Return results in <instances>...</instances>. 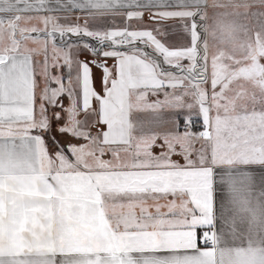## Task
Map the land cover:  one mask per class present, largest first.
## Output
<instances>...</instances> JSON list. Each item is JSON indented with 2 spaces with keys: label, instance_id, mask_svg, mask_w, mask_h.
I'll return each mask as SVG.
<instances>
[{
  "label": "snow or ice",
  "instance_id": "1",
  "mask_svg": "<svg viewBox=\"0 0 264 264\" xmlns=\"http://www.w3.org/2000/svg\"><path fill=\"white\" fill-rule=\"evenodd\" d=\"M48 3L0 0V264H264V0Z\"/></svg>",
  "mask_w": 264,
  "mask_h": 264
},
{
  "label": "crops",
  "instance_id": "2",
  "mask_svg": "<svg viewBox=\"0 0 264 264\" xmlns=\"http://www.w3.org/2000/svg\"><path fill=\"white\" fill-rule=\"evenodd\" d=\"M65 3H67V0H64ZM168 2H174V0H168ZM237 2H242V0H237ZM213 3V0H208V4H209V7L207 9L208 11V15L209 17H212L213 14L215 12H218V11H224V9H216V8H213L211 7ZM47 7L53 9L54 11L52 12H46V13H40V14H57V15H60L61 14H65V15H69V16H72L71 14L73 13H77L79 15H83L85 16L86 13H83L81 12L79 9H75V10H71V11H68L66 9H61L60 8V5L57 3V0H49V3L47 5ZM70 7V6H69ZM160 10H165V9H160ZM171 10V9H169ZM228 11H233L234 9H227ZM238 11H240L241 13H243L245 10L243 8H240L238 9ZM258 11V9L256 7H253L251 9H249V12H256ZM26 14H37V13H25L24 15ZM242 19V18H241ZM144 20L147 21L148 20V13H145V16H144ZM124 17L121 16V18H119L117 20V24L116 26H119V27H123L124 25ZM243 22H246V23H249L253 26L254 30H255V27L254 24H256L255 22V18L254 17H249V19L247 21H243ZM182 23L181 21L179 20H176V19H170V20H167V21H163L161 22L160 24V27H162L163 31L167 33V35L161 37L162 40H164L167 44H169L170 46H187L190 42V36L189 34L187 33V31L182 27ZM209 24L212 23L211 19H209L208 21ZM150 27H153V26H156L154 24H150L149 25ZM171 39L175 40V42L177 43V41H179L180 44H170L169 41H171ZM110 64L108 65L109 67H112V65H114L116 63V61L114 59H112L111 62H109ZM185 63H187V61H185ZM100 77H101V73H100V70L99 69H95V67L93 66V79H94V87L96 89L97 92H99L97 90L96 87H100L101 91L100 93L103 94V91H102V87H101V83H100ZM150 100H155L156 97H149ZM160 99H163V96L161 95ZM64 101L68 102V100L66 98H64ZM139 117L145 121H148V120H151L152 117H153V113L152 112H144V113H140L138 114ZM197 128L199 127H194L192 129V131L196 130L197 132ZM196 147H199V144L196 145ZM154 152L158 155L162 149L157 147V148H154L153 149ZM174 160H177L179 161L181 164L184 163L182 157L180 156H173L172 157ZM252 173H253V194L255 195L256 198H259L260 197V193L261 192H264V169L260 168L259 166H252ZM223 196V192H218L217 193V198H216V206H217V212L219 213L220 211V205H221V197ZM225 204H226V200H225ZM228 208L225 207L224 208V211L227 213L228 212ZM201 229H198V233Z\"/></svg>",
  "mask_w": 264,
  "mask_h": 264
},
{
  "label": "rangeland",
  "instance_id": "3",
  "mask_svg": "<svg viewBox=\"0 0 264 264\" xmlns=\"http://www.w3.org/2000/svg\"><path fill=\"white\" fill-rule=\"evenodd\" d=\"M28 15H32V16L53 15V16H58V17L69 16V15H65V14H63V15L61 14V16H60V15H57V14H54V13H52V14H26L25 16H28ZM71 15H72V16H70L72 18L71 21H70L71 23H77V22H79L81 24L84 23L83 15H79L77 13H74V14L72 13ZM76 17H81V19L79 21H77ZM119 18H121V16L115 17V25L117 24V20ZM66 22H69V21H65L64 19L60 20V23H66ZM20 23H21V26H23V27H29L30 28L32 26H36V27L41 28V29L44 28V25L41 23V21L39 19H33V20L29 21V22L21 21ZM95 26L111 27V26H113L112 18L109 17V18H106L104 21H92V22H90V27H95ZM254 26H256V24H254ZM49 28H50V26H49ZM31 35L36 36L38 34L37 33H32ZM71 38H75L74 40L78 39L75 36H73ZM85 39H87V38H85ZM56 42H57L58 45L62 44V41L59 39V37H57V41ZM89 42L95 44V41H89ZM169 42L172 45L173 44H180L179 41H177V43H176L175 40H173V39H171V41H169ZM5 43H7V40L5 41ZM25 44L29 48L40 49L42 47L41 43H33L32 41H27V42H25ZM48 47H49V51H50L51 50V43H49ZM35 59L42 60L43 56H37V57H35ZM80 59L81 60H90V59H92V57L87 52L82 51L81 55H80ZM109 60H111V59H109ZM95 69H97V68H95ZM62 71L64 72L65 75H67L66 69H63ZM96 88H97V90L99 92L101 91L100 87H96ZM63 102H64L65 106H67L68 102L64 101V98H63ZM196 127H199V128H197L198 129L197 132L201 130V126H200L199 123H197ZM194 132H196V130H194Z\"/></svg>",
  "mask_w": 264,
  "mask_h": 264
},
{
  "label": "trees",
  "instance_id": "4",
  "mask_svg": "<svg viewBox=\"0 0 264 264\" xmlns=\"http://www.w3.org/2000/svg\"><path fill=\"white\" fill-rule=\"evenodd\" d=\"M71 39H72V40H74L75 38H71ZM108 61H110V62H111V61H112V59H111V60H109V59H108ZM182 123H183V121H181V124H182Z\"/></svg>",
  "mask_w": 264,
  "mask_h": 264
},
{
  "label": "built area",
  "instance_id": "5",
  "mask_svg": "<svg viewBox=\"0 0 264 264\" xmlns=\"http://www.w3.org/2000/svg\"><path fill=\"white\" fill-rule=\"evenodd\" d=\"M203 231V229H201L199 232H202ZM199 234V233H198ZM201 246L203 247V245L201 244Z\"/></svg>",
  "mask_w": 264,
  "mask_h": 264
},
{
  "label": "flooded vegetation",
  "instance_id": "6",
  "mask_svg": "<svg viewBox=\"0 0 264 264\" xmlns=\"http://www.w3.org/2000/svg\"><path fill=\"white\" fill-rule=\"evenodd\" d=\"M109 62H110V61L107 60V64H108V65L110 64Z\"/></svg>",
  "mask_w": 264,
  "mask_h": 264
},
{
  "label": "water",
  "instance_id": "7",
  "mask_svg": "<svg viewBox=\"0 0 264 264\" xmlns=\"http://www.w3.org/2000/svg\"><path fill=\"white\" fill-rule=\"evenodd\" d=\"M91 60V59H90Z\"/></svg>",
  "mask_w": 264,
  "mask_h": 264
}]
</instances>
